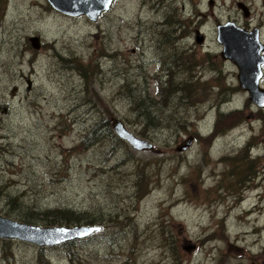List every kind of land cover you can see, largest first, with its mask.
<instances>
[{"label": "rangeland", "instance_id": "obj_1", "mask_svg": "<svg viewBox=\"0 0 264 264\" xmlns=\"http://www.w3.org/2000/svg\"><path fill=\"white\" fill-rule=\"evenodd\" d=\"M208 1L169 0L168 48L153 0H114L95 21L0 0V215L67 208L100 226L50 247L0 238V264H264V107L216 39L227 20L263 38L264 0H245L249 21L225 9L234 0L201 17ZM43 216L27 222L50 226Z\"/></svg>", "mask_w": 264, "mask_h": 264}, {"label": "water", "instance_id": "obj_2", "mask_svg": "<svg viewBox=\"0 0 264 264\" xmlns=\"http://www.w3.org/2000/svg\"><path fill=\"white\" fill-rule=\"evenodd\" d=\"M55 10L69 16L84 15L95 21L103 12L109 10L113 0H47ZM245 12L244 16H247ZM195 42L204 40L199 29L194 30ZM216 39L222 45L220 56L231 61L237 68V80L240 89L245 90L251 102L264 107V88L259 84L264 68V44L259 42L258 30L248 31L233 22L217 24ZM38 47V38L35 39ZM262 52V53H261ZM115 134L137 151L152 150V143L127 130L118 118H111ZM193 142L188 136L176 146L177 151L186 150ZM98 229L96 225H76L73 227L38 226L18 222L0 215V237L18 239L38 246H52L59 243L87 237Z\"/></svg>", "mask_w": 264, "mask_h": 264}, {"label": "trees", "instance_id": "obj_3", "mask_svg": "<svg viewBox=\"0 0 264 264\" xmlns=\"http://www.w3.org/2000/svg\"><path fill=\"white\" fill-rule=\"evenodd\" d=\"M169 23L171 24V26H173L176 22L173 21V22H169ZM170 79H169V81H170ZM177 89H178L177 86H170V88L168 87L165 90L162 89L160 91V96L163 99H165L167 95L169 96V90H170L171 93H173ZM158 90H159V87H157V91ZM186 91L189 92L188 89H186ZM188 97H190V96H188ZM139 101H137V104L139 103L138 108H140L139 114L142 117H145L146 124H148V123L152 124V120L154 119V117L150 116V112H148L146 110V108L148 106L144 105L143 103H141ZM152 106H155V103L152 104L151 107ZM90 144H92V143H90ZM89 145H87V147ZM27 210H30L28 212L29 215H24V217H23L21 215V213H20V215H21L20 220H25L26 222L27 221L31 222V221H34L35 219H39V218H37V215H44L40 219H46L48 217H51V218H48L50 220L47 221L48 222L47 225H50V226H55L57 224H59V226H63V224H64V226L65 225L68 226L67 225L68 223H75V222L78 223V224H81V221L85 222L86 224H91L92 220H96V219H93V218L84 217L81 213H78V212H76L74 210L67 209V208H54L52 210H45V211L42 212V214L41 213L40 214L35 213V215L31 214V213H34V211L32 209H27Z\"/></svg>", "mask_w": 264, "mask_h": 264}, {"label": "flooded vegetation", "instance_id": "obj_4", "mask_svg": "<svg viewBox=\"0 0 264 264\" xmlns=\"http://www.w3.org/2000/svg\"><path fill=\"white\" fill-rule=\"evenodd\" d=\"M216 3V4H215ZM234 7L233 6H229L225 9L227 10H232L233 8L236 10V12L240 15H242L247 21L250 20V17L252 16L253 14V9L251 7L250 4H248L247 1L245 0H234ZM208 5L210 7V9L208 10L207 13H202L201 14V17H208V16H211V17H215L217 18V14L213 12V7L216 6V7H219V8H224V5H223V2H221V0L219 2H215L214 0H209L208 1ZM153 8L159 12L162 13V16L164 14V20L163 21H160V23L163 26V30H165V33H164V37H163V40L167 43L168 45V48H169V0H153ZM245 12H247V17L244 16ZM160 14V13H158ZM227 21H231V20H227ZM226 21V22H227ZM233 22V21H232ZM219 23H224V22H218L217 24ZM235 23V22H233ZM244 29H247V30H250V29H253V27L249 24V22H246L242 25ZM162 27V26H161ZM257 28H259V35H260V27L259 25H256ZM255 28V26H254ZM261 40L264 41V36L263 38L261 37ZM168 60H169V56H168ZM168 69H169V65H168ZM169 70H167V74H168ZM166 76H169V75H166Z\"/></svg>", "mask_w": 264, "mask_h": 264}, {"label": "bare ground", "instance_id": "obj_5", "mask_svg": "<svg viewBox=\"0 0 264 264\" xmlns=\"http://www.w3.org/2000/svg\"><path fill=\"white\" fill-rule=\"evenodd\" d=\"M235 24V23H234ZM236 26H238L237 24H235ZM240 27V26H239ZM242 28V27H241ZM255 28H257L256 26H255ZM254 27H253V29H250V30H248V31H252V30H254L255 29ZM244 29V28H243ZM247 30V29H246ZM257 30H258V35H259V28H257ZM204 41V40H203ZM192 144V143H191ZM191 146V145H190ZM189 146V147H190ZM7 218H9V217H7ZM19 221V220H18ZM19 222H23V221H19ZM23 223H27V222H23ZM28 224H31V223H28ZM32 225H35V224H32ZM39 226V225H38ZM40 247H45V246H40Z\"/></svg>", "mask_w": 264, "mask_h": 264}]
</instances>
